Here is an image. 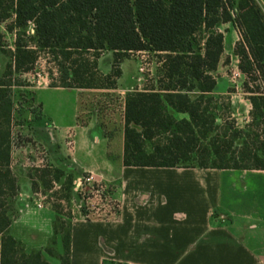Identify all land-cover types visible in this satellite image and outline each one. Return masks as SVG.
<instances>
[{
  "label": "trees",
  "instance_id": "trees-1",
  "mask_svg": "<svg viewBox=\"0 0 264 264\" xmlns=\"http://www.w3.org/2000/svg\"><path fill=\"white\" fill-rule=\"evenodd\" d=\"M0 23L17 35L13 62L3 77L30 71L40 50H49L59 65L60 79L51 86L65 87L94 84L104 50L113 52L114 67L132 51L163 55L153 84L127 94L124 166L264 170V91L245 82L252 104L245 129L220 124L213 106L214 73L225 52L222 24L233 23L240 33L234 47L240 70L254 81L257 73L264 80V10L258 0H0ZM31 23L33 46L24 39ZM120 76L121 69L115 68L104 79L115 87ZM11 86L0 78L1 263L50 264L42 250L27 252L9 233L13 217L2 197L18 189L10 168ZM36 171L43 186L57 182L70 198L72 172L62 166ZM62 240L61 264H71V227Z\"/></svg>",
  "mask_w": 264,
  "mask_h": 264
},
{
  "label": "crops",
  "instance_id": "crops-1",
  "mask_svg": "<svg viewBox=\"0 0 264 264\" xmlns=\"http://www.w3.org/2000/svg\"><path fill=\"white\" fill-rule=\"evenodd\" d=\"M258 2L264 10V0ZM228 34L225 52L234 49L238 40L235 28ZM108 70L96 73L95 83L89 86L48 85L39 90L62 96L56 115L40 104L44 121L40 133L52 159L60 162V144H68L72 138V148L65 150L79 171L102 176L117 186L119 214L115 219L73 222L70 263L264 264V170L124 166L126 97L146 89L141 84L131 89L135 82L131 88L121 89L124 75L111 87L104 79ZM225 91L221 88L216 93ZM14 152L12 138L11 164ZM36 211H45L53 219L54 229L56 215L51 207H25L9 226L15 239L26 244L22 232L30 230L44 236L40 228L19 227ZM51 235L53 231L45 234ZM25 246L27 252L37 249ZM1 252L0 234V264ZM47 260L61 264L60 260Z\"/></svg>",
  "mask_w": 264,
  "mask_h": 264
},
{
  "label": "rangeland",
  "instance_id": "rangeland-1",
  "mask_svg": "<svg viewBox=\"0 0 264 264\" xmlns=\"http://www.w3.org/2000/svg\"><path fill=\"white\" fill-rule=\"evenodd\" d=\"M7 23H0V78L10 80L15 85L12 88L15 105L11 124L15 152L13 164H11L10 168L12 174L17 179L18 189L13 195L5 194L2 200L4 201V208L15 219L19 217L25 207L42 205L41 207L48 206L54 210V214L56 215L54 219L60 234L54 235L53 219L45 211L43 213L36 211L30 216V220L21 222L19 227L25 228V226H31L40 228L44 231V236L32 230L23 231L22 235L26 239V244L20 240L18 241L21 242L24 249L26 248L25 245L28 244L37 248L34 250H42L43 256L46 259L58 261L60 260L59 253H63L64 251L62 235L70 227L72 228L75 220L107 221L116 218L119 214V200L115 196L117 186L114 181L108 182L102 176L96 175L93 177L89 172L79 171L81 168L68 159V151L65 149L72 148L68 144H60L63 154L59 156L60 162L57 161L58 163H56L52 159L48 146L40 133L41 124L44 123L40 104L46 107L47 113L56 115L60 110L59 104L62 96L60 92L39 90L45 86H50L53 82L59 81V65L49 50H40L37 61L30 71L14 73L10 77H3L7 64L13 62L17 36L14 31L11 32L6 29ZM33 26L32 23L29 25L26 31L27 35L24 36V39L31 46L34 43L30 40L29 36H32L34 33ZM234 28L237 30L238 42L241 40V36L234 24L227 23L219 27L224 35H229L228 31ZM147 53L148 62H150L148 68H152L153 75H150V71H140L141 54L129 53L121 57L117 66L114 67L113 52L108 50L99 53L95 72L103 74L104 71L109 69V74L115 68H120L121 75H124L120 82L121 89L131 88L135 83L137 85L131 89L140 88L138 84H141V87L144 89L146 86L153 84L151 82L152 78L157 75V69L160 66L159 61L163 56L153 52ZM98 59H101V62ZM239 63L240 57L235 54L234 49H228L224 52L218 69L214 74L219 84L217 91L219 92L221 88L226 91L224 94L216 93L217 91L213 93L215 98L213 106H217L215 110L220 124L245 129L252 119L250 113L252 104L249 100V93L245 87V82H249L248 86L254 90L260 87V90L264 91V80L257 73L259 79L254 81L252 76H247L240 70ZM131 82L135 83L131 84ZM62 102L65 103V107L67 108L68 105L65 100ZM239 143L240 141L237 142V144ZM56 166H63L66 172L74 174V187L70 198L65 197L66 191L57 182H54L51 188H47L41 184L40 173L36 169L44 167L53 168ZM88 178L90 179L87 180ZM33 180L38 183L37 186L32 185ZM79 180L83 184L77 187ZM56 206L57 211L55 210ZM41 215L44 217H40ZM49 231H53V235L50 237L45 236ZM49 250L52 253H48Z\"/></svg>",
  "mask_w": 264,
  "mask_h": 264
},
{
  "label": "built area",
  "instance_id": "built-area-1",
  "mask_svg": "<svg viewBox=\"0 0 264 264\" xmlns=\"http://www.w3.org/2000/svg\"><path fill=\"white\" fill-rule=\"evenodd\" d=\"M33 31H34V29H33ZM147 52H149V51L142 50V51H132L130 53H132V54H135V53L136 54H141V61L142 62L140 64V71L141 72H146V71L149 72L150 71L151 72L150 75H153L152 68H148V65H150V62H148L149 61V58L147 56V54H148ZM68 145H70L71 147L73 146V140H72V138H69ZM91 178H92V176H91ZM89 179L90 178H88L87 180H89ZM82 184H83L82 181L79 180L77 182V187L81 186ZM40 206H42V205H40Z\"/></svg>",
  "mask_w": 264,
  "mask_h": 264
}]
</instances>
